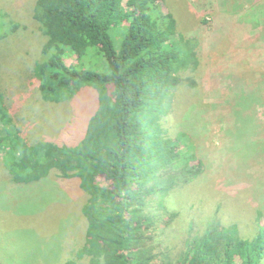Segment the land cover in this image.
<instances>
[{
	"label": "trees",
	"instance_id": "trees-1",
	"mask_svg": "<svg viewBox=\"0 0 264 264\" xmlns=\"http://www.w3.org/2000/svg\"><path fill=\"white\" fill-rule=\"evenodd\" d=\"M160 2L35 0L31 16L44 43L32 75L41 98L60 103L87 86L96 91L97 107L78 143L28 142L0 94L2 163L16 183L39 181L52 170L59 178L76 179L87 194L81 208L84 242L64 264H261L264 221L254 237L244 238L236 224L224 226L213 218L177 252L155 240L159 221L167 225L176 212L157 215L154 204L198 178L205 167L186 129L171 135L162 124L174 106L172 91L197 86L200 41L180 31L173 13L163 12ZM116 28L118 49L110 35ZM227 29L221 25L218 32ZM256 39L253 52L264 56V24ZM90 50L102 53L107 72L78 68ZM71 56L75 61L68 64ZM260 60L248 68L246 76L255 84L243 93L264 106ZM241 113L261 114L255 109ZM102 178L107 185L100 183Z\"/></svg>",
	"mask_w": 264,
	"mask_h": 264
},
{
	"label": "rangeland",
	"instance_id": "rangeland-1",
	"mask_svg": "<svg viewBox=\"0 0 264 264\" xmlns=\"http://www.w3.org/2000/svg\"><path fill=\"white\" fill-rule=\"evenodd\" d=\"M34 4L0 0V94L28 142L73 145L82 139L97 107L96 91L85 86L60 103L41 98L32 75L44 43L31 16ZM161 8L173 13L180 31L200 41L197 86L172 91L174 106L162 124L171 135L186 129L205 167L198 178L154 204L157 215L176 212L167 225L159 221L155 240L180 251L184 240L204 231L213 218L224 226L236 224L242 237L252 238L264 221V106L246 99L243 90L255 84L246 76L248 68L264 60L252 44L264 24V13L257 15L264 12V0H163ZM13 23L18 24L14 29ZM221 25L227 26L225 33L218 32ZM119 32L110 31L116 49ZM74 61L72 56L66 60ZM78 68L108 70L97 50H90ZM254 109L261 114L251 113ZM244 110L251 116H241ZM1 154L0 264H64L73 259L84 242L81 208L87 194L76 179L59 178L52 170L39 181L16 183ZM100 183L107 185L103 178Z\"/></svg>",
	"mask_w": 264,
	"mask_h": 264
}]
</instances>
